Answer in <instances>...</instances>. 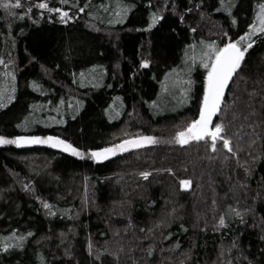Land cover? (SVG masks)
Masks as SVG:
<instances>
[{"label": "trees", "instance_id": "obj_1", "mask_svg": "<svg viewBox=\"0 0 264 264\" xmlns=\"http://www.w3.org/2000/svg\"><path fill=\"white\" fill-rule=\"evenodd\" d=\"M37 2L0 8V58L11 60L0 65V89H16L0 107V136H59L85 151L139 134L159 142L99 162L50 144H0V264H264V36L222 105L239 159L220 144L212 152L204 142H168L198 114L199 41L243 34L259 0H232L231 14L218 0L200 9L199 0H69L90 7L66 24L41 16ZM158 9L163 19L147 30ZM143 59L150 67L140 68ZM229 205L247 210L243 222ZM13 231L24 240H5Z\"/></svg>", "mask_w": 264, "mask_h": 264}, {"label": "snow or ice", "instance_id": "obj_2", "mask_svg": "<svg viewBox=\"0 0 264 264\" xmlns=\"http://www.w3.org/2000/svg\"><path fill=\"white\" fill-rule=\"evenodd\" d=\"M191 2V0H189ZM53 3H58L60 6H52ZM204 3V0H199L198 3L193 5V8L200 9ZM218 3L221 7L224 8L229 14L232 13V8L235 6L232 3V0H218ZM167 4V0H165V5ZM149 7H154L153 0H148ZM20 8L21 0H15L13 4V0H0V8L11 9V8ZM37 9L44 10L40 13L43 16L46 13L52 14L55 13L59 16V19L62 23H68L76 19L80 13H84L85 9L90 7V5L85 4L80 6L79 4L70 5L69 0H38V2L33 6ZM75 7V12H72V8ZM101 7H105L101 5ZM130 6H126L123 8V14L126 15ZM193 8H186L185 11L191 13ZM257 11L255 12L254 19L251 23L247 25V30L238 35L235 39H233L228 32H223V40L220 43H217L216 40H204L201 39L199 41V46L201 48V52L199 55V64L205 69V75L203 76V91L202 96L200 97V103L198 107V114L185 122V124L180 128V130L176 131L175 136L172 140H169V143H177L179 145H188L192 141L196 142H204L206 145H210L211 151L216 152L218 150V144L222 145L223 149H227V152L230 153L237 160L239 159V153L243 151L242 148L238 147V138L237 143L234 144L233 136L229 134V127L221 118V114L224 109L222 105L225 102V94L226 90L229 87L230 82H234V77L239 75V71L242 68V64L245 59L246 53L253 47L256 43V39L264 36V0H259L256 5ZM107 10V9H106ZM219 11L220 9H216ZM32 12V7L27 9V12L24 15ZM160 9L157 11H153L149 14L150 22L147 24V30H151L154 28L159 21L163 19V17L159 14ZM91 15V13H88ZM15 15V13H12ZM24 15H21L19 18L23 19ZM117 15H121V13H117ZM203 15V14H202ZM181 21H183V16L180 17ZM123 20V15H121V21ZM114 21L109 20L108 23H113ZM237 21L233 17L232 24H236ZM193 32L197 30L195 28L191 29ZM190 48H196L197 45H189ZM35 59V57L33 58ZM193 62L196 61L197 56L193 54L191 57ZM11 63V60L8 61V64ZM8 64H5V61L0 58V65H4V67H8ZM151 61L148 59H143L140 62V68H148L150 67ZM171 72H175L176 69H171ZM6 76H10L13 81H15L16 77L14 73L6 72ZM80 75L83 77L84 73L81 72ZM168 73H165V79H167ZM189 88L187 90L182 89L184 91L185 96H187L188 91L191 89L193 84L192 80L186 81ZM31 87L34 90L40 91L41 85L37 84L35 81L32 82ZM16 89L13 86L11 89V93H7L6 90L0 89V107L6 106L5 101L8 103L12 102L16 99L14 93ZM116 99H119L117 97ZM63 103V101H61ZM80 103V102H78ZM155 103V102H153ZM64 121H57V123H63ZM21 125H17L20 127ZM27 143V144H50L54 148H60L64 152H70L74 156L85 157L89 156L94 161H103L105 159L110 158L111 156H115L118 153H123L132 148H138L145 144H155L158 143V139L154 136H146L143 134H139L133 138L122 139L119 142L112 143L110 145H106L103 147H95L89 148L86 151L82 150L79 147L74 146L69 141L60 138L59 136H17L12 139H8L4 136H0V144H19V143ZM252 143H255L253 139ZM228 159V156L225 157ZM167 171L171 172V169ZM139 175L143 177L145 180L151 175L148 171L140 172ZM181 187L187 189L191 185V181L188 179L180 181ZM24 187L27 189L29 187L28 184H25ZM43 207L49 210L50 215H54L51 211L52 205L48 202H44ZM215 203V201H213ZM229 211L234 214L236 217H239L241 222H243V213L247 210H240L239 208H232L229 205ZM219 226H226L225 215H221L218 220ZM141 231H144L141 229ZM151 231V229H149ZM31 236L32 233L29 232L27 234ZM10 238L18 239L19 241L24 240V236H16L15 231H13L11 237H5V240ZM12 245L9 243H3L2 250L7 251L11 248ZM17 247H22V244L17 245ZM91 243H89V250H91ZM176 247H179L177 244ZM148 254H152V249H148ZM118 255V254H117ZM99 259V257H97Z\"/></svg>", "mask_w": 264, "mask_h": 264}, {"label": "water", "instance_id": "obj_3", "mask_svg": "<svg viewBox=\"0 0 264 264\" xmlns=\"http://www.w3.org/2000/svg\"><path fill=\"white\" fill-rule=\"evenodd\" d=\"M231 83H232V82H230L229 87H228V89L226 90L225 98H226V96H227V94H228V91H229V89H230ZM132 149H133V148H132ZM129 150H131V149H129ZM127 151H128V150H127Z\"/></svg>", "mask_w": 264, "mask_h": 264}, {"label": "rangeland", "instance_id": "obj_4", "mask_svg": "<svg viewBox=\"0 0 264 264\" xmlns=\"http://www.w3.org/2000/svg\"><path fill=\"white\" fill-rule=\"evenodd\" d=\"M163 104H165V95H164V100H163ZM164 108V107H163ZM22 145H31V144H27V143H23L21 142Z\"/></svg>", "mask_w": 264, "mask_h": 264}]
</instances>
